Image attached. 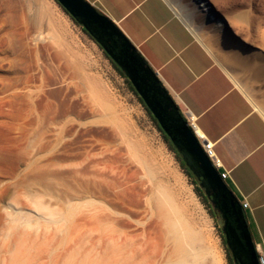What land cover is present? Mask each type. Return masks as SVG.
I'll list each match as a JSON object with an SVG mask.
<instances>
[{"label":"rangeland","instance_id":"rangeland-1","mask_svg":"<svg viewBox=\"0 0 264 264\" xmlns=\"http://www.w3.org/2000/svg\"><path fill=\"white\" fill-rule=\"evenodd\" d=\"M174 1L178 0L169 2ZM213 5L231 18L230 31L244 46H236L224 35L218 36L219 42L233 54L250 56L248 66L254 70L247 73L251 75L257 67L253 52L264 51V0H213ZM46 102L60 108L67 125L60 135L52 128L43 140L38 116ZM87 151L100 157L102 166L117 177L136 185L143 207L151 212L156 214L159 189L169 192L164 206L171 218L154 215L164 223V262L181 257L186 264H231L220 218L103 50L56 0H0V243L8 231L0 264H23V257L36 254L38 248L42 253L37 259H41L33 264L51 262L59 247L70 249L66 256L75 253L84 235L71 242L69 224L28 226L12 221L7 213L16 211L12 203L16 191L34 179L52 183L54 191L65 190V195L59 194L69 196L74 180L67 164ZM56 199L50 208L60 203L68 212ZM18 200L25 205L23 211L36 214L31 201L24 196ZM167 221L177 223L181 235L194 230L190 237H182L189 250H176V231ZM81 244L80 253L92 248L88 239Z\"/></svg>","mask_w":264,"mask_h":264},{"label":"bare ground","instance_id":"bare-ground-1","mask_svg":"<svg viewBox=\"0 0 264 264\" xmlns=\"http://www.w3.org/2000/svg\"><path fill=\"white\" fill-rule=\"evenodd\" d=\"M173 5L196 36L234 78L236 84L250 97L256 108L264 114V96L262 98L256 96L259 89L255 88L253 83L255 77L264 76V51L253 52L257 67L251 75L248 74L246 67L251 64L250 56L248 57L243 53L233 54L224 48L218 40V36L224 35L229 40L234 41L236 46L242 49L244 46L243 42L230 31L231 18L215 11L213 0H178ZM63 116L65 114L61 112L60 108L50 102H46L41 106L38 121L44 130L42 133L43 140L46 139L47 132L52 128L59 135L64 131L67 122L62 118ZM93 155L87 151L78 160L67 164L68 171L74 180L72 193L68 194L69 196L63 197L62 194H59L61 190L58 187L59 191H54L51 186L52 183L44 181L42 183L40 182L41 179L38 178L39 180L34 179L25 188L21 187L17 190V196L15 194L16 201L15 199L12 200L16 211L11 210L7 213L12 221L23 222L28 226H37L43 222H51L60 227L69 224L71 227L70 241L75 240L77 235H84L81 242L84 243L88 239L92 244L91 250L87 253H80L79 250L83 247L81 246L83 244L77 241L79 244L75 249L78 252L76 253L74 249L75 253H70L69 257L65 253L70 249L64 246L59 247L56 256L47 264H186L181 257L177 258L176 261L173 259L169 262L163 261L164 232L162 224L164 223H162L163 221L160 223L154 215L157 214L162 220L164 217L166 219L169 217L167 213L170 211L169 209V212L166 211L164 206L166 202L168 203L170 197L166 188H158L159 191L155 196L157 208L155 214L143 207L144 203L141 196H138L140 194L137 195L134 190L136 185L132 187L133 185L131 186L129 182H125V179L122 180L121 177H117V174L115 175L111 170L109 171L102 166L103 162L100 157L97 158ZM59 183L62 184V182ZM61 192L65 195V190ZM21 196L34 204L36 214L23 211L25 205L18 200ZM45 197H48L49 201H45ZM54 198H57L56 201H62L69 211L65 212L59 207L60 203L57 205L58 207L50 208V202ZM169 224L172 226L171 229L176 231L174 232L177 239L174 238L176 240L174 245L176 250L182 251V248L184 250L188 248L189 250V247H184V244H182L184 243L182 237L184 234L186 235L188 229L182 231L183 235H181L177 233L178 230L180 232L177 223L171 221ZM59 226L58 229H60ZM191 231L187 233V237L192 235ZM170 234L172 235V230ZM173 236L174 234L171 237ZM7 237L8 231L2 235L0 253L5 247ZM35 251H37L36 254L32 252L27 256H22L23 262L19 261L23 264H33L36 260L38 261L41 257L39 259L37 257L42 252L38 253L39 248ZM255 251L259 260V250ZM187 252L190 253V251Z\"/></svg>","mask_w":264,"mask_h":264},{"label":"crops","instance_id":"crops-1","mask_svg":"<svg viewBox=\"0 0 264 264\" xmlns=\"http://www.w3.org/2000/svg\"><path fill=\"white\" fill-rule=\"evenodd\" d=\"M88 1L134 45L189 125L214 143L219 170L228 171L225 182L242 206L253 242L263 240L264 114L169 0ZM259 80L264 83V77L253 83L262 98Z\"/></svg>","mask_w":264,"mask_h":264},{"label":"water","instance_id":"water-1","mask_svg":"<svg viewBox=\"0 0 264 264\" xmlns=\"http://www.w3.org/2000/svg\"><path fill=\"white\" fill-rule=\"evenodd\" d=\"M59 4L95 38L125 71L161 126L178 144L187 164L203 177L207 189L216 190L214 197L227 217L228 238L240 264H259L253 238L242 206L233 191L221 178L211 159L205 153L193 127L179 107L172 104L167 90L156 73L146 65L140 53L127 37L88 0H57Z\"/></svg>","mask_w":264,"mask_h":264},{"label":"flooded vegetation","instance_id":"flooded-vegetation-1","mask_svg":"<svg viewBox=\"0 0 264 264\" xmlns=\"http://www.w3.org/2000/svg\"><path fill=\"white\" fill-rule=\"evenodd\" d=\"M78 22V21H77ZM79 23V22H78ZM80 24V23H79ZM84 27L83 24H80ZM85 28V27H84ZM86 30V29H85ZM87 31V30H86ZM88 32V31H87ZM89 33V32H88ZM90 34V33H89ZM91 35V34H90ZM92 36V35H91ZM104 49V48H103ZM112 58V57H111ZM112 60L120 67V65L112 58ZM121 68V67H120ZM122 69V68H121ZM123 70V69H122ZM124 71V70H123ZM125 72V71H124ZM130 84L134 87L137 96H139L140 98H142V96L140 95V93L137 91L135 85L133 84L131 78L129 76H127ZM163 86V85H162ZM143 99V98H142ZM172 99V98H171ZM170 99V102L172 104L171 106V110L175 108V103L174 100L172 101ZM144 101V99H143ZM145 102V101H144ZM146 104V102H145ZM148 110L150 111V113L152 114V116L156 119L158 125L161 127V129L163 130V135L165 137V139L167 140V143L170 145L171 148H174L175 150V155L176 158L179 160L180 164L183 166V169L188 172L189 174H192V178L195 181V184L200 188L201 192L204 194L205 198L207 199V201L211 204L212 209L214 210L215 214L220 218L221 220V234L226 246V250L229 256V259L231 261V264H240V260H239V256L236 255L235 251H234V243L232 240H230L228 238V231H227V227H228V223H227V217H224L223 215V210L221 209V207L218 204V201H216V198L214 197V195L216 194V190L210 188L207 189L206 186L204 185L203 182V177L199 176L196 171H198V169H194L193 167L189 166L187 164V161L185 159V157L183 156V154L180 151V148L178 146V144L170 137V135L165 131V129H163V127L161 126L159 120L156 118V116L154 115L153 111L151 110V108L146 104ZM190 126V125H189ZM199 139V138H198ZM201 142V141H200ZM230 188V187H229Z\"/></svg>","mask_w":264,"mask_h":264},{"label":"built area","instance_id":"built-area-1","mask_svg":"<svg viewBox=\"0 0 264 264\" xmlns=\"http://www.w3.org/2000/svg\"><path fill=\"white\" fill-rule=\"evenodd\" d=\"M192 127L195 130L193 122H192ZM195 132H196L197 137L201 141V144H202V147H203L205 153L211 159L213 165L218 170L221 178L225 181V179L228 177L229 174H228V171L220 172V170H219L220 166H219V163L217 162V160L215 159V155H214V151H213L214 143L211 141L203 140L201 135H199V133L196 130H195ZM247 205L248 204L245 202L244 206H247ZM254 246H255V250H259V264H264V239L261 241L254 242Z\"/></svg>","mask_w":264,"mask_h":264},{"label":"trees","instance_id":"trees-1","mask_svg":"<svg viewBox=\"0 0 264 264\" xmlns=\"http://www.w3.org/2000/svg\"><path fill=\"white\" fill-rule=\"evenodd\" d=\"M57 1V0H56ZM61 5V4H60ZM62 6V5H61ZM64 9V8H63ZM65 10V9H64ZM66 11V10H65ZM67 12V11H66ZM67 14H69L68 12H67ZM70 15V14H69ZM70 17L78 24V25H80L71 15H70ZM81 26V28L83 29V31L100 47V49H102L103 50V52H104V54L106 55V57L112 62V64L114 65V67L116 68V70L126 79V81H127V83L129 84V86H130V88L132 89V91L137 95V93H136V91H135V89H134V87L130 84V82H129V80H128V78H127V74L112 60V58L105 52V50L103 49V47L98 43V41L95 39V38H93L86 30H85V28L82 26V25H80ZM161 83V82H160ZM167 92V91H166ZM167 94H168V92H167ZM168 96H169V98L171 99V96L168 94ZM139 97V96H138ZM139 99H140V101H141V103L145 106V108H146V110L148 111V113L150 114V116H151V118H152V120L155 122V124L157 125V127L159 128V130L162 132V134H163V130L161 129V127L158 125V123H157V121H156V119L152 116V114L150 113V111L148 110V108H147V106H146V104H145V102L143 101V99L142 98H140L139 97ZM172 100V99H171ZM173 101V100H172ZM175 103V102H174ZM175 105H176V103H175ZM177 106V105H176ZM164 136V135H163ZM173 150H174V148H172ZM175 151V150H174ZM191 177H193L192 176V174H189ZM207 200V199H206ZM257 254V253H256Z\"/></svg>","mask_w":264,"mask_h":264}]
</instances>
